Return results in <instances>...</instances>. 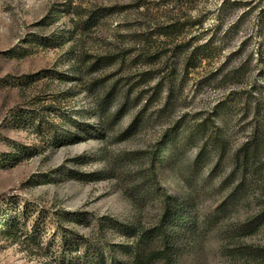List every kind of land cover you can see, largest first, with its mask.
Segmentation results:
<instances>
[{
	"label": "rangeland",
	"instance_id": "obj_1",
	"mask_svg": "<svg viewBox=\"0 0 264 264\" xmlns=\"http://www.w3.org/2000/svg\"><path fill=\"white\" fill-rule=\"evenodd\" d=\"M208 43L199 63L191 52ZM253 133L264 137V0H0V264H78L65 237L124 259L143 232L178 264H245L229 252L264 243V229L235 232L262 184L232 159ZM186 191L198 248L178 223L155 235L164 200L179 212Z\"/></svg>",
	"mask_w": 264,
	"mask_h": 264
},
{
	"label": "trees",
	"instance_id": "obj_2",
	"mask_svg": "<svg viewBox=\"0 0 264 264\" xmlns=\"http://www.w3.org/2000/svg\"><path fill=\"white\" fill-rule=\"evenodd\" d=\"M92 25V19H88L85 23H83V26L86 29L90 28ZM173 27H166L164 31H159L160 36L169 38L172 35L176 34L178 32V29H173ZM235 28L236 26L231 27L228 33L234 31ZM160 30H162V28ZM209 47V43L197 46L192 50L191 54L198 57L200 63L206 59L204 53ZM235 73H237V71ZM100 103L99 117L101 119V123L104 125L107 123L106 119L108 118V114L114 106V91L112 90L111 92L106 94V96L101 100ZM121 114L122 111L120 110L116 112L117 119L120 118ZM141 118L142 113L136 116L127 132L123 133V136L135 134L133 132L138 128V126H141ZM68 139L70 138L67 137V140ZM263 150L264 137H262L260 133H253L249 143L238 150L235 154L234 159H232V163L239 168V172L242 178H247L249 175L255 173L254 171L256 170V184H262V186H260L262 188V192L259 209L256 211V214L254 216L243 222L238 230L235 231L238 232L239 235H257L259 232H261L262 229H264V168L262 167L260 159ZM157 152H154L149 156L150 169L152 171L151 177L155 180H157L158 177L155 169V161L158 155ZM142 186V184L137 185V187ZM193 200L194 199L192 197V193L186 191V193L183 195V201L181 204L182 210L174 214L170 199L167 198L166 200H164L167 207L163 213L162 220L157 227V232L155 234L157 238L161 235L163 238H167L168 231L171 228V224L178 223L187 228L189 235H192L193 239L197 242V248L200 246L202 242L200 241L199 236L200 227L197 220H195L192 216V213L195 211L196 207V205L193 203ZM255 223L256 231H250V226ZM127 230V227H124L122 233L126 236L137 238L136 230L133 232H129ZM69 235L73 238L72 233H70ZM137 239V245L134 248H130V246L121 247L119 254H123L125 256L124 259L112 256L110 252H106L101 247V245H94L84 237H77L75 244L74 242H72L71 244L70 237H65L63 246L66 252H69V254H71L72 251L78 248L81 250L83 249L81 255L78 257L80 259V262H78V264H153L155 262H159L161 264H178L175 260L173 247L170 241L166 240L164 242V239L161 238V240H163L164 246L161 247V249L152 250L149 248V245L152 243V241L155 240V237L153 238L151 236H148L147 232H143V234ZM226 250L227 252H229V248H226ZM229 254L235 260H244L245 264H264V243L258 246L236 247L234 251L230 250Z\"/></svg>",
	"mask_w": 264,
	"mask_h": 264
}]
</instances>
